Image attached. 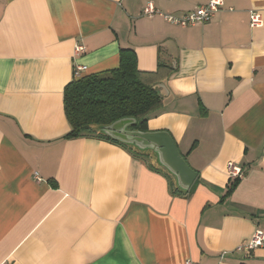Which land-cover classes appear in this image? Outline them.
Instances as JSON below:
<instances>
[{
	"label": "crops",
	"instance_id": "0c3cea01",
	"mask_svg": "<svg viewBox=\"0 0 264 264\" xmlns=\"http://www.w3.org/2000/svg\"><path fill=\"white\" fill-rule=\"evenodd\" d=\"M150 1L209 0H0V264H264V246L237 249L264 228V0L187 27L143 15ZM122 48L164 97L148 127L198 172L189 194L151 153L66 137L75 64L106 72ZM231 165L244 175L223 198Z\"/></svg>",
	"mask_w": 264,
	"mask_h": 264
},
{
	"label": "trees",
	"instance_id": "16d2710c",
	"mask_svg": "<svg viewBox=\"0 0 264 264\" xmlns=\"http://www.w3.org/2000/svg\"><path fill=\"white\" fill-rule=\"evenodd\" d=\"M163 66L165 65L160 63L159 68ZM150 76L151 73L143 72L138 68L134 49L122 48L120 64L117 68L74 78L64 90V110L70 124V131L66 137L105 138L129 148L134 154L147 157L152 154L156 160L153 151H140L102 132L105 126L124 117L136 118L137 122L132 128L149 130V116L160 109L164 103V97L150 81ZM157 167L167 172L158 163ZM167 173L171 176L176 192L191 193V188L188 191L181 190L176 185L175 177ZM239 183V178L234 179L223 198L232 195Z\"/></svg>",
	"mask_w": 264,
	"mask_h": 264
},
{
	"label": "water",
	"instance_id": "95a60500",
	"mask_svg": "<svg viewBox=\"0 0 264 264\" xmlns=\"http://www.w3.org/2000/svg\"><path fill=\"white\" fill-rule=\"evenodd\" d=\"M136 122L134 117H124L105 126L102 132L140 151H153L157 163L175 177L177 186L183 191H188L196 180L198 172L183 156L171 133L167 130L134 129L132 126Z\"/></svg>",
	"mask_w": 264,
	"mask_h": 264
},
{
	"label": "built area",
	"instance_id": "2783aa9c",
	"mask_svg": "<svg viewBox=\"0 0 264 264\" xmlns=\"http://www.w3.org/2000/svg\"><path fill=\"white\" fill-rule=\"evenodd\" d=\"M223 0H209L207 3L200 5L196 10L186 12L183 14L165 13L158 9L153 2H148L143 8V15L147 17H154L156 15L162 16L166 21L179 25L181 27H187L196 25L198 23H205L209 21L213 16L222 10ZM263 24V17L260 12L256 10L250 11V25L258 27ZM86 51V47L83 44H76L75 53L80 54ZM87 66L84 64H75L74 78H79L87 71ZM244 175L242 167L231 165L230 177L231 179L241 178ZM38 178V177H37ZM39 179V178H38ZM264 246V228H258L253 237L245 244L240 245L237 249L240 251H252L258 247ZM187 264H195L188 262Z\"/></svg>",
	"mask_w": 264,
	"mask_h": 264
}]
</instances>
